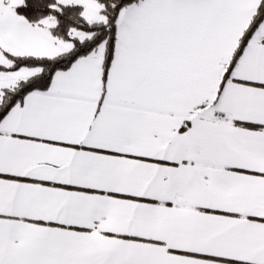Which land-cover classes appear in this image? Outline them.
<instances>
[{"label": "snow or ice", "instance_id": "snow-or-ice-1", "mask_svg": "<svg viewBox=\"0 0 264 264\" xmlns=\"http://www.w3.org/2000/svg\"><path fill=\"white\" fill-rule=\"evenodd\" d=\"M0 264H264V0H0Z\"/></svg>", "mask_w": 264, "mask_h": 264}]
</instances>
